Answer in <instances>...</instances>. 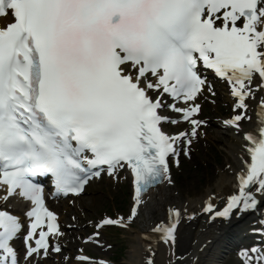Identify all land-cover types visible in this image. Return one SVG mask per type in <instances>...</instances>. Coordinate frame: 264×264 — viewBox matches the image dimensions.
Instances as JSON below:
<instances>
[{
  "label": "snow or ice",
  "instance_id": "obj_1",
  "mask_svg": "<svg viewBox=\"0 0 264 264\" xmlns=\"http://www.w3.org/2000/svg\"><path fill=\"white\" fill-rule=\"evenodd\" d=\"M0 17H11L0 25V186L5 200L18 190L34 205L26 213L32 219L25 260L47 256L50 234L60 233L35 177L50 174L57 193L79 194L90 177L101 171L115 177L126 167L134 189L126 220L132 221L151 186L173 183L167 158L171 154L179 164L174 145L191 144L189 137H198L205 123L195 118V98L205 84L201 62L226 79L235 109L248 108L257 77L254 87L264 92V0H0ZM163 94L186 102L168 107L189 122L190 133L162 131V121L177 123L158 111ZM257 116L258 126L244 133L238 191L218 211L209 197L203 211L212 217L253 209L255 194L264 195V98ZM245 117L238 111L223 123L239 131ZM183 151L189 154L187 147ZM180 217V209L170 207L168 223L153 231L174 243ZM104 226L127 225L124 217L105 216L95 228ZM20 229L16 216L0 210V264H19L10 241ZM60 250L59 244L51 247ZM240 255L243 264H264V248ZM172 257L181 264L174 252ZM76 259L107 264L85 255ZM146 264H155L152 256Z\"/></svg>",
  "mask_w": 264,
  "mask_h": 264
},
{
  "label": "bare ground",
  "instance_id": "obj_2",
  "mask_svg": "<svg viewBox=\"0 0 264 264\" xmlns=\"http://www.w3.org/2000/svg\"><path fill=\"white\" fill-rule=\"evenodd\" d=\"M251 123L252 121L244 122L243 130L249 129ZM241 136V132L235 134L232 129L228 128H219L216 130V133L213 135V137L224 142L228 155L226 160H229V162H231L230 168H232V173L225 174L224 171H222L213 181L211 186H204L203 192H199V190L193 189V187L191 188V186H188V203L187 205H183V207L191 210H196L198 209L197 203L202 202V199H204L210 192H214L218 196H220L225 194L228 195L234 190L233 182L235 179V175L239 170L242 157L244 156L243 151H245L244 147H242V144H246L242 140ZM148 195L149 199L147 200L145 206L142 208L140 214V217L142 218L140 221L141 226L135 230V234L133 237L134 243L131 244V249L128 251V258L125 264H140V253L143 249V246L146 244L145 239L142 235H144L150 227V225H148L150 214L151 216H153V218H160L164 214V206L171 203V201L173 200L172 192L170 191V187H168L167 184L152 189L148 193ZM222 201L223 199L221 200V202ZM238 224L239 223L235 224L234 226L236 227ZM204 228H208L213 233L214 226L212 224L202 223L200 225V228L196 230L195 234L193 235L196 243L194 245L189 244L188 249L192 251L190 255L199 256L195 264H216L217 259L220 256L219 250L221 249L220 247L222 245L216 247L215 239L212 243H206L205 247L202 250L198 249L201 243L206 241L207 239V237H205L206 229ZM223 239H219V241H222ZM223 241L227 242L225 239ZM159 255L163 259L166 257L163 250L160 251ZM158 262L159 260L155 264H160Z\"/></svg>",
  "mask_w": 264,
  "mask_h": 264
},
{
  "label": "rangeland",
  "instance_id": "obj_3",
  "mask_svg": "<svg viewBox=\"0 0 264 264\" xmlns=\"http://www.w3.org/2000/svg\"><path fill=\"white\" fill-rule=\"evenodd\" d=\"M210 138V146H212L214 149L217 150L218 154L220 155V159L225 157L226 151L222 146V141L215 140L211 134L209 136ZM205 151L199 152L197 157H200V161L203 162V155ZM211 158V157H210ZM219 159V160H220ZM213 160V159H212ZM211 160L210 164L213 165V169H215L214 162ZM223 160V159H222ZM221 162V161H220ZM204 163V162H203ZM193 163H186V169L183 170V173L181 176H178V180L180 179V186H182V190L180 194L176 195L175 201L185 200L184 198L186 196L185 188L186 186H191L193 189H197L200 192L204 191V186L212 185L213 181L217 178V176H214L211 174V172H208L206 170H194V166H192ZM222 164V162H221ZM220 164V165H221ZM191 165V166H190ZM190 166V167H189ZM178 173H176L177 175ZM127 194L128 198V188L124 185L121 186L120 191L118 192V199L123 197V194ZM111 194H113V191L111 190V187L109 186L106 188L104 186V182L92 184L90 186L89 191L85 194V196L82 198V205L86 206V211L89 214L98 215L101 211L106 210L107 203L109 199H111ZM180 196V198H179ZM94 199L96 203L94 204ZM101 200L100 205H97L98 200ZM88 202V203H87ZM128 201H126V205H123L122 210H126ZM87 215V216H88ZM138 225H135L134 227H137ZM121 232V233H120ZM116 233H112V236L115 240H117L121 247H122V257L118 256V261L120 264H125L127 258H128V251L131 249V244L133 242V230H124Z\"/></svg>",
  "mask_w": 264,
  "mask_h": 264
}]
</instances>
